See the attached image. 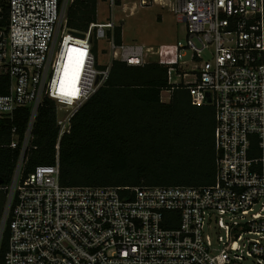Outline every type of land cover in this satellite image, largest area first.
<instances>
[{
	"label": "built area",
	"instance_id": "1",
	"mask_svg": "<svg viewBox=\"0 0 264 264\" xmlns=\"http://www.w3.org/2000/svg\"><path fill=\"white\" fill-rule=\"evenodd\" d=\"M158 4L185 23L168 62L171 89H186L197 106L215 110V180L206 185H63L60 143L75 113L104 85L114 60L151 61L154 46L117 43L115 8L107 23L84 30L98 69L84 92L81 67L61 91L58 79L75 0H0V118L30 107L25 132L13 128L19 157L6 191L0 248L5 264H264V0H131ZM110 63L97 65V41ZM70 58V57H68ZM77 64L82 62L76 60ZM74 73V72H73ZM193 78L192 82L187 79ZM76 92V94H75ZM69 95L71 109L62 98ZM56 104L55 160L27 169L39 109Z\"/></svg>",
	"mask_w": 264,
	"mask_h": 264
},
{
	"label": "trees",
	"instance_id": "2",
	"mask_svg": "<svg viewBox=\"0 0 264 264\" xmlns=\"http://www.w3.org/2000/svg\"><path fill=\"white\" fill-rule=\"evenodd\" d=\"M97 11L98 0H75L68 9L70 27L65 34L58 79L61 91L77 79L74 68L81 67L77 80L84 84V92L98 73L82 42L90 35L84 30L97 20ZM115 33L117 43H122L121 25ZM97 66L107 69V66ZM168 67L169 64L157 61L129 65L114 60L104 85L75 113L71 132L61 139L63 185H206L214 182V107L193 104L189 91L181 88H175L170 100L164 101L162 93L171 89ZM8 89L9 78L0 75V93ZM70 99L63 94L66 108L62 112L71 109L67 103ZM29 115L30 107H23L16 111L14 119L0 118L1 187L10 184L19 157V150L11 144L13 128L17 126L22 136ZM56 120V104L46 98L35 123L28 170L54 162L59 134ZM8 239L9 232L0 248V264H5Z\"/></svg>",
	"mask_w": 264,
	"mask_h": 264
},
{
	"label": "rangeland",
	"instance_id": "3",
	"mask_svg": "<svg viewBox=\"0 0 264 264\" xmlns=\"http://www.w3.org/2000/svg\"><path fill=\"white\" fill-rule=\"evenodd\" d=\"M127 9H122L123 5L118 3L115 8L117 15L116 23L122 26V37L124 42H138L146 46H154L156 53H150V62H168L174 58L175 46L179 38H183L186 34L185 23L179 21L178 16L171 12L168 8L158 4L150 6L138 5L131 0H124ZM98 21L107 23L110 19V0H98ZM109 42L107 39L97 41L96 56L99 65L108 66L110 63ZM194 79H187L192 82ZM171 93L165 91L162 93V99L168 101ZM6 191L0 187V225L5 210V202L3 199Z\"/></svg>",
	"mask_w": 264,
	"mask_h": 264
},
{
	"label": "crops",
	"instance_id": "4",
	"mask_svg": "<svg viewBox=\"0 0 264 264\" xmlns=\"http://www.w3.org/2000/svg\"><path fill=\"white\" fill-rule=\"evenodd\" d=\"M164 92H165V91H164ZM164 92H163V93H164ZM168 101H169V100H168ZM0 187H1V186H0Z\"/></svg>",
	"mask_w": 264,
	"mask_h": 264
}]
</instances>
